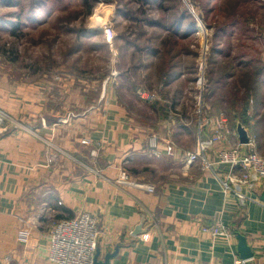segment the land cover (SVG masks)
Wrapping results in <instances>:
<instances>
[{
    "label": "crops",
    "instance_id": "crops-1",
    "mask_svg": "<svg viewBox=\"0 0 264 264\" xmlns=\"http://www.w3.org/2000/svg\"><path fill=\"white\" fill-rule=\"evenodd\" d=\"M69 73L0 86V108L9 116L0 132V264H55L48 259L54 222L82 211L97 216L96 254L105 261L112 253L110 264H264V185L246 189L247 198L226 193L213 172L185 160L201 135L216 130L220 109L210 106L214 121L199 135L182 72L158 85L155 100L144 98L139 84L125 89L119 79L103 91L83 84L81 70ZM70 112L69 123H57ZM238 127L227 119L228 140L212 147V159L241 143ZM256 149L264 153L261 143ZM47 151L57 153L52 165ZM123 168L155 191L119 185ZM143 219L146 230L135 234ZM218 224L221 233L209 230ZM241 235L251 257L241 255Z\"/></svg>",
    "mask_w": 264,
    "mask_h": 264
},
{
    "label": "rangeland",
    "instance_id": "rangeland-1",
    "mask_svg": "<svg viewBox=\"0 0 264 264\" xmlns=\"http://www.w3.org/2000/svg\"><path fill=\"white\" fill-rule=\"evenodd\" d=\"M70 69L103 91L110 77L107 87L120 79L125 89L160 92L182 72L190 118L202 99L208 114L211 106L246 122L264 147V0H0V86Z\"/></svg>",
    "mask_w": 264,
    "mask_h": 264
},
{
    "label": "built area",
    "instance_id": "built-area-1",
    "mask_svg": "<svg viewBox=\"0 0 264 264\" xmlns=\"http://www.w3.org/2000/svg\"><path fill=\"white\" fill-rule=\"evenodd\" d=\"M103 35L111 47L115 45L116 31L112 22L105 23L103 27ZM108 78L107 82L109 81ZM105 84L104 91L107 87ZM143 97L148 100L158 99V92L143 91ZM195 112L197 115V123L199 135L204 132L207 126L213 123V116L208 114V106L203 103L202 99H198ZM74 117L73 112L58 117L57 123H69ZM9 118L0 108V132L6 127V121ZM216 130L208 136L201 135L199 137L195 150L185 153L187 164L199 161L201 167L205 170L213 172L220 181L223 190L226 193H235L239 197L247 198V190L252 189L258 183L264 185V153H260L256 149L255 139L247 143L249 150L242 152L241 145L235 144L229 148H221L217 151V159L214 160L209 156L212 147L219 141H227L228 134L222 129L227 122L226 116L222 113L219 120L216 119ZM87 142V141H84ZM153 151L157 153L158 136L153 135L151 140ZM96 152L93 151V154ZM57 153L47 151V165L54 163ZM224 165H230L228 171H223ZM223 167V168H222ZM239 168V171L236 170ZM117 183L122 187H135L148 191H155V186L144 181L133 179L130 171L123 168L117 178ZM221 226L215 225L209 227L213 233H221ZM100 226L98 218L95 214L82 211L78 215L69 218H62L54 222L49 246V261L55 264H94L98 242L100 237ZM236 264H246L243 259H237Z\"/></svg>",
    "mask_w": 264,
    "mask_h": 264
},
{
    "label": "water",
    "instance_id": "water-1",
    "mask_svg": "<svg viewBox=\"0 0 264 264\" xmlns=\"http://www.w3.org/2000/svg\"><path fill=\"white\" fill-rule=\"evenodd\" d=\"M238 135H239V140L241 142V144H247L251 141V135H250V132L248 130V128L242 123H238ZM144 219L143 221L136 227L134 233L135 234H139V233H142L144 232L146 229L143 227L144 225ZM240 251H241V255L245 258L247 257H251L252 256V250L251 248L248 246L247 244V240H246V237L245 236H240ZM98 253L95 255V259H94V264H110V259H111V254L107 255L105 261H101L98 259Z\"/></svg>",
    "mask_w": 264,
    "mask_h": 264
},
{
    "label": "trees",
    "instance_id": "trees-1",
    "mask_svg": "<svg viewBox=\"0 0 264 264\" xmlns=\"http://www.w3.org/2000/svg\"><path fill=\"white\" fill-rule=\"evenodd\" d=\"M36 4V2H33L32 3V5H35ZM17 24V23H16ZM74 32H75V40H76V42H75V44H74V46L72 47V50L71 51H73V50H77L78 49V47L82 44V41H84L83 40V32H84V29L82 28V29H75L74 30ZM103 33V32H102ZM104 36V35H103ZM115 41H116V39H115ZM117 42V41H116ZM69 55H73L72 53L71 54H69ZM157 56V55H156ZM240 122H242L246 127H249L248 126V124L246 123V122H244V121H242V120H237L235 123H240Z\"/></svg>",
    "mask_w": 264,
    "mask_h": 264
},
{
    "label": "clouds",
    "instance_id": "clouds-1",
    "mask_svg": "<svg viewBox=\"0 0 264 264\" xmlns=\"http://www.w3.org/2000/svg\"><path fill=\"white\" fill-rule=\"evenodd\" d=\"M93 19H95V18H93Z\"/></svg>",
    "mask_w": 264,
    "mask_h": 264
}]
</instances>
